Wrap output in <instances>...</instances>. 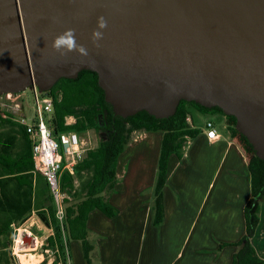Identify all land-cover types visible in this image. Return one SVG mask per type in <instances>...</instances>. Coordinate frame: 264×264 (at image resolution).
<instances>
[{
    "label": "water",
    "instance_id": "obj_1",
    "mask_svg": "<svg viewBox=\"0 0 264 264\" xmlns=\"http://www.w3.org/2000/svg\"><path fill=\"white\" fill-rule=\"evenodd\" d=\"M69 29L76 48L54 47ZM82 69L123 117L219 106L264 159V0H0V95Z\"/></svg>",
    "mask_w": 264,
    "mask_h": 264
},
{
    "label": "crops",
    "instance_id": "obj_2",
    "mask_svg": "<svg viewBox=\"0 0 264 264\" xmlns=\"http://www.w3.org/2000/svg\"><path fill=\"white\" fill-rule=\"evenodd\" d=\"M191 113L213 121L219 137L210 141L206 126L193 125ZM188 114L198 132L168 158L159 224H154L153 202L162 131H133L118 157L115 182L102 191L114 214L94 208L87 215L91 264H231L237 247L219 244L245 233L249 157L231 135L224 114L191 104ZM35 212L33 208L29 217ZM250 241L264 264V195ZM68 244L70 256L62 264H88L81 240L71 238Z\"/></svg>",
    "mask_w": 264,
    "mask_h": 264
},
{
    "label": "trees",
    "instance_id": "obj_3",
    "mask_svg": "<svg viewBox=\"0 0 264 264\" xmlns=\"http://www.w3.org/2000/svg\"><path fill=\"white\" fill-rule=\"evenodd\" d=\"M53 96V132L75 130L83 133L88 129L103 132V137L75 165L73 174L64 169L60 175L62 190H68L72 199L65 200V217L60 224L55 217L51 194L49 203H36V180L38 174L32 171L30 140L24 128L13 120H0V264H15L11 256L12 232L10 225L18 220H26L35 208L37 215L52 231L46 236L48 247H57L64 256L68 240L78 238L82 242L83 254L88 264L91 245L86 240V219L94 208L112 216L115 207L102 195V191L113 185L119 155L130 140L134 130L162 131V141L158 160V171L154 185V224H159L164 216L162 188L166 179L168 158L176 153L185 141V135L193 137L198 132L186 120L188 105L208 111L215 110L225 115L227 127L248 154L250 171V197L244 205L245 233L235 242H221L234 245L237 250L232 255L231 264H260L250 241L259 222V200L264 195V159L256 155L251 142L239 131L234 115L225 114L219 106L206 107L193 100L181 99L175 112L168 117H156L146 110H139L126 117L114 113L112 104L105 100L104 90L98 84V75L90 69H82L75 78L60 77L48 91ZM73 114V124H65V116ZM16 136L20 145L15 148ZM88 170L90 175L74 184V176ZM46 184V182H45ZM47 186V184H46ZM37 205L36 207H34ZM63 232L66 236L64 243ZM7 249V250H6ZM9 253L8 257H4ZM50 264H57V258Z\"/></svg>",
    "mask_w": 264,
    "mask_h": 264
},
{
    "label": "built area",
    "instance_id": "obj_4",
    "mask_svg": "<svg viewBox=\"0 0 264 264\" xmlns=\"http://www.w3.org/2000/svg\"><path fill=\"white\" fill-rule=\"evenodd\" d=\"M32 103L31 120H29V113L26 112L22 92H12L14 96L8 102L0 100V120L14 122L21 125L28 135L30 140V148L33 163V173H39L45 178L47 188L51 194L52 202L55 208V217L61 224L65 217V200H71L72 194L68 190H62L60 185V175L62 170L67 169L73 174L74 165L82 158L81 146L84 143L80 133L75 130L53 132L52 118H53V96L48 93L49 90H42L36 84L30 86ZM7 93V92H6ZM5 94V93H3ZM1 94V95H3ZM0 95V96H1ZM76 116L73 114L65 116V124H73ZM187 122L191 126V118L189 114L186 116ZM206 134L210 141L219 137L215 124L211 120L205 121ZM189 135H185V141L182 146L190 142ZM26 235H31L35 239L30 230L23 228ZM20 231V229H19ZM19 238V237H18ZM16 238L15 244L20 241ZM64 243L66 236L63 232ZM19 244H25L21 239ZM14 245V244H13ZM12 245V248H13ZM57 249V247H55ZM58 250V249H57ZM56 250V251H57ZM13 252V250H12ZM57 264L64 261V256L57 254ZM68 247H65V260L69 259ZM52 262V261H51Z\"/></svg>",
    "mask_w": 264,
    "mask_h": 264
},
{
    "label": "rangeland",
    "instance_id": "obj_5",
    "mask_svg": "<svg viewBox=\"0 0 264 264\" xmlns=\"http://www.w3.org/2000/svg\"><path fill=\"white\" fill-rule=\"evenodd\" d=\"M13 96L14 94L7 92L0 96V100L8 102L9 99H11ZM22 98L24 100V104L26 107L25 110L27 113H29L28 119L31 120L32 117L30 115L31 113L30 105L32 103V97H31L30 87H27L24 90V92H22ZM191 114L193 115V113ZM193 125L198 126L201 130H204L205 118L203 116L197 117L196 115H193ZM132 133L134 134V132ZM80 135L84 140V143L81 146V157H84L86 154V150L88 148H93L98 144L99 140L103 137V132L91 128L83 133H80ZM20 142L21 140L19 136H16L15 148H17L20 145ZM89 175L90 172L88 170L82 171L79 175L76 174L74 176V184L76 185V187L79 188L81 182L84 181ZM36 185H37L36 203L41 201L42 203L47 205L49 203L48 194L50 192L42 176L38 175V179L36 180ZM36 206L37 205H35V207ZM10 228L12 232V244H14L13 248L11 247L10 252H11V256H13V260L15 264H24L21 260V255H20L22 253H26L25 258L27 257L26 259H28L29 262L33 264H50L52 260L58 257L57 255L58 251H56V248L48 247L46 245V236L50 234L52 230L46 227V225L37 215V212L31 215L26 221L18 220L14 222L13 224L10 225ZM20 228H27L32 232L33 235H36L37 238L35 239L33 236L31 235L28 236L25 233L19 235ZM18 237L19 238L21 237L22 240L25 242V244L21 246L17 245V243L15 244L16 242L15 240ZM25 248H27L28 250H26ZM21 249H25V250L22 251ZM0 252H2L1 249ZM9 255H10L9 253H5L4 257H8ZM58 264H61V262H59Z\"/></svg>",
    "mask_w": 264,
    "mask_h": 264
},
{
    "label": "clouds",
    "instance_id": "obj_6",
    "mask_svg": "<svg viewBox=\"0 0 264 264\" xmlns=\"http://www.w3.org/2000/svg\"><path fill=\"white\" fill-rule=\"evenodd\" d=\"M106 27V21L103 19V17H100L98 20V28L99 29H103ZM93 36V40H99L100 38H102V32L98 31V30H94L92 33ZM61 45H65L68 49H73L76 48L75 45V39H74V35L72 33V30H67L65 34L57 37L54 41V47L59 48ZM78 51L81 54L86 55L87 52L86 50L81 46L78 48Z\"/></svg>",
    "mask_w": 264,
    "mask_h": 264
},
{
    "label": "bare ground",
    "instance_id": "obj_7",
    "mask_svg": "<svg viewBox=\"0 0 264 264\" xmlns=\"http://www.w3.org/2000/svg\"><path fill=\"white\" fill-rule=\"evenodd\" d=\"M21 231H22V232H25L23 228H20L19 234L21 233ZM25 234H26V233H25ZM18 239H19L20 241L17 242V245H20V246L23 245V244H19V242H21V239H22V238L20 237V238H18ZM20 246H18V247H20ZM16 247H17V246H16ZM21 248H22V247H21ZM25 249L28 250L27 248H25ZM25 249H21V250L23 251V250H25ZM21 250H20V251H21ZM29 254H31V253H29ZM20 255H21V260H22V262H23L24 264H33V263H30L28 259H26L27 257L25 258L26 253H22V254H20ZM40 259H41V258H40ZM34 263H35V262H34Z\"/></svg>",
    "mask_w": 264,
    "mask_h": 264
}]
</instances>
